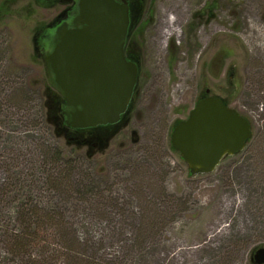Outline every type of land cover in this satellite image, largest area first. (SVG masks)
<instances>
[{
    "label": "rangeland",
    "instance_id": "obj_1",
    "mask_svg": "<svg viewBox=\"0 0 264 264\" xmlns=\"http://www.w3.org/2000/svg\"><path fill=\"white\" fill-rule=\"evenodd\" d=\"M135 6L131 113L93 148L59 133L35 44L62 7L0 0V264H254L264 247V0ZM169 19L176 32L163 41ZM206 95L252 138L192 176L170 134ZM57 154L55 169L44 165ZM36 210L55 221L27 227L21 216Z\"/></svg>",
    "mask_w": 264,
    "mask_h": 264
},
{
    "label": "water",
    "instance_id": "obj_2",
    "mask_svg": "<svg viewBox=\"0 0 264 264\" xmlns=\"http://www.w3.org/2000/svg\"><path fill=\"white\" fill-rule=\"evenodd\" d=\"M128 26L126 0H79L74 27L56 30L51 50L41 61L48 84L64 102L61 115L67 128L115 125L129 113L137 66L124 56ZM251 138L246 119L220 98L207 95L175 125L170 144L196 176L212 173ZM250 261L264 264V247Z\"/></svg>",
    "mask_w": 264,
    "mask_h": 264
},
{
    "label": "flooded vegetation",
    "instance_id": "obj_3",
    "mask_svg": "<svg viewBox=\"0 0 264 264\" xmlns=\"http://www.w3.org/2000/svg\"><path fill=\"white\" fill-rule=\"evenodd\" d=\"M39 1L45 5H49L53 7L54 6L62 7L61 10L58 11V13L54 16L52 21L47 24L46 29L41 30L36 35L35 44L37 45L39 51L38 53H41L43 55L51 50L52 42L57 29L63 27L71 29L74 27V22L78 17L79 0H52V1L39 0ZM114 1L119 2L120 0H114ZM126 4L128 6V12H129V26L125 40V45H124V56L127 62L133 63L137 66V83L132 94V99H131V104H132L133 98L137 91L139 72H140L139 59L136 56L132 46L133 35H134L133 29L136 26L138 11L135 6L136 0H126ZM50 88L53 91L51 93L53 95V97L51 98V101L53 100L52 103L53 110L51 114H57L55 115L56 117L59 115V119H57L58 131L59 133H63L64 136L68 135L70 137V141L72 142L74 141L80 144H90L93 148H98L99 145L105 144L108 138L112 137V135L115 133V130L118 128V125H120L121 122L115 125L98 126V127L82 129V130H73L67 128L64 125V117L61 115L62 110L64 108V106H61V104H64L62 98L56 92V90H54L51 86ZM54 92L57 93L59 96L56 97ZM59 102H61V104H59V106L57 107L56 105ZM130 113H131V109L128 114ZM126 116H124V118L121 121H123Z\"/></svg>",
    "mask_w": 264,
    "mask_h": 264
},
{
    "label": "trees",
    "instance_id": "obj_4",
    "mask_svg": "<svg viewBox=\"0 0 264 264\" xmlns=\"http://www.w3.org/2000/svg\"><path fill=\"white\" fill-rule=\"evenodd\" d=\"M64 103V102H63ZM61 106H64V104H61ZM56 159L52 160L50 157L48 159L44 160V165H49L52 168L55 169V166L60 162L59 159V154L55 156ZM33 221L28 222V219H26L25 215L21 216L22 218V223L27 224V227H30V225H35L36 227L44 225L46 222H49L48 220H53L55 221V215L53 214H47V216H41L39 215L38 210L34 214H32ZM31 236L30 233H26L25 235L22 236H15V240H13L12 243V251L16 255H22L25 254L26 248H28V243L26 240V237Z\"/></svg>",
    "mask_w": 264,
    "mask_h": 264
},
{
    "label": "bare ground",
    "instance_id": "obj_5",
    "mask_svg": "<svg viewBox=\"0 0 264 264\" xmlns=\"http://www.w3.org/2000/svg\"><path fill=\"white\" fill-rule=\"evenodd\" d=\"M173 20L172 19H169L167 21V29H165L163 32H162V36H163V41H166V39L168 37H170L171 35H173L176 31L173 29Z\"/></svg>",
    "mask_w": 264,
    "mask_h": 264
}]
</instances>
